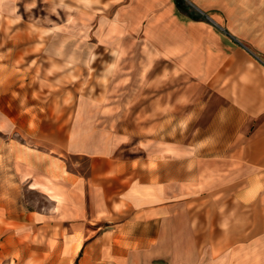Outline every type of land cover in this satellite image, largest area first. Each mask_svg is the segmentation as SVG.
<instances>
[{
	"label": "rangeland",
	"instance_id": "374dc122",
	"mask_svg": "<svg viewBox=\"0 0 264 264\" xmlns=\"http://www.w3.org/2000/svg\"><path fill=\"white\" fill-rule=\"evenodd\" d=\"M184 4L0 0V154L9 159L18 144L57 148L85 176L92 157L147 160L146 178L179 193L176 216L163 226L158 245L148 238L139 248L138 237L129 245L117 234L113 245L86 241L74 253L58 246L52 252L45 240L35 245L44 251H30L31 264H190V212H201V205H190V133L217 110L236 118V106L249 111L264 101V0ZM33 118L42 121L39 130ZM67 135L80 136L68 142L72 152L63 149ZM7 158L0 166V240L17 226L3 215L58 214L51 200L15 176ZM19 254L0 257V264Z\"/></svg>",
	"mask_w": 264,
	"mask_h": 264
},
{
	"label": "crops",
	"instance_id": "0c3cea01",
	"mask_svg": "<svg viewBox=\"0 0 264 264\" xmlns=\"http://www.w3.org/2000/svg\"><path fill=\"white\" fill-rule=\"evenodd\" d=\"M253 108L244 111L236 106L240 114L236 118L224 117L217 110L201 131L190 133V205H201V212H190V264H264V101ZM258 117L256 123L250 121ZM30 120L39 130L42 121ZM28 134L43 141L51 139L46 134ZM78 137L65 136L63 149L72 152L68 142ZM58 151L18 144L9 159L0 154V166L6 158L10 160L15 176L58 209L57 218L38 210L3 215V220L17 226L0 240L1 258H13L19 252L21 259H12V264H31L30 251L35 247L33 251H44L35 245L45 240L52 252L58 246L74 253L86 241L97 247L113 245L117 234L127 237L129 245L131 238L138 237L139 248H146L151 242L148 238L159 244L163 226L176 216L172 207L177 208L179 193L165 188L162 179L146 178L147 160L133 164L92 157L85 176L70 169L64 153ZM69 206L74 211L68 213ZM73 219L87 220L93 227L84 222L72 226L68 221ZM139 228L143 229L135 232ZM151 228L154 233L148 232Z\"/></svg>",
	"mask_w": 264,
	"mask_h": 264
},
{
	"label": "trees",
	"instance_id": "16d2710c",
	"mask_svg": "<svg viewBox=\"0 0 264 264\" xmlns=\"http://www.w3.org/2000/svg\"><path fill=\"white\" fill-rule=\"evenodd\" d=\"M175 5L178 9L184 8V0H175Z\"/></svg>",
	"mask_w": 264,
	"mask_h": 264
}]
</instances>
